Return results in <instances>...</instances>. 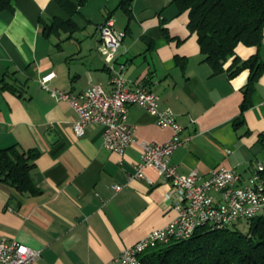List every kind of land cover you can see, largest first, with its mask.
<instances>
[{"label":"crops","instance_id":"0c3cea01","mask_svg":"<svg viewBox=\"0 0 264 264\" xmlns=\"http://www.w3.org/2000/svg\"><path fill=\"white\" fill-rule=\"evenodd\" d=\"M117 2L87 0L72 15L77 28L48 37L39 19L69 17L54 0H16L12 11L0 12V79L14 72L22 88L18 94L0 91V148L16 144L38 151L30 171L35 194L0 182V240L40 249L34 264H121L117 257L125 247L175 214L168 180L150 167L143 169L150 182L128 177L140 159L139 142L161 144L170 127L158 125L143 106L129 105L126 122L136 142L119 155L103 146L99 124L76 135L77 115L67 100L40 86V78L53 72L51 88H109L99 32L109 14L124 32L117 59L126 64V77L147 83L159 95V107L171 108L183 126L182 142L169 158L178 172L196 169L204 178L226 166L244 181L264 163V72L241 109L249 69L230 77L231 57L223 71L213 72L186 27L187 11L178 12L169 0H133L129 14ZM255 54L264 61V38L258 46L235 47L242 60ZM50 129L58 136L53 142L46 135ZM10 199L18 201L16 209Z\"/></svg>","mask_w":264,"mask_h":264},{"label":"built area","instance_id":"2783aa9c","mask_svg":"<svg viewBox=\"0 0 264 264\" xmlns=\"http://www.w3.org/2000/svg\"><path fill=\"white\" fill-rule=\"evenodd\" d=\"M100 48L105 54L109 73V88L91 84L73 92L51 88L49 80L54 73L43 75L40 86L56 98L67 100L77 118L73 123L76 135H82L90 124L101 126L105 148L123 155L134 142V128L126 122L129 105L143 106L160 126H168L171 136L161 144L139 142L140 159L129 178L142 177L150 182L143 169L150 167L170 183L168 200L175 214L162 227L151 230L133 244L125 247L117 257L121 264H140L139 252L159 243L187 239L202 226L224 228L240 220H249L264 213V163L259 162L251 174L242 180L232 167L218 166L201 178L196 169L180 173L169 160L173 150L182 142L183 126L176 120L171 108L159 107V95L145 82L126 77V64L117 59L124 32L116 30L114 18L109 16L99 26ZM119 190L121 185L114 184ZM40 249L32 248L15 239L1 238L0 264H34Z\"/></svg>","mask_w":264,"mask_h":264},{"label":"trees","instance_id":"16d2710c","mask_svg":"<svg viewBox=\"0 0 264 264\" xmlns=\"http://www.w3.org/2000/svg\"><path fill=\"white\" fill-rule=\"evenodd\" d=\"M15 1L0 0V12L12 11ZM54 1L69 17L54 16L48 22L39 19L46 37L61 31L71 33L77 28L72 15L87 0ZM132 1L119 0L117 8L130 14ZM169 1L178 12H188L186 27L195 33L203 60L211 65L213 72L223 71L231 57L227 67L230 77L249 69L248 80L241 90V109L247 107L255 82L264 72V61L256 54L242 60L235 55V47L239 43L253 46L261 43L264 38V0ZM13 73L5 72L0 79V91L7 89L17 94L21 91ZM240 122L235 121V125ZM261 142H264V135ZM37 156V150H22L16 144L0 148V182L13 186L19 193L35 194L37 188L30 179V171ZM242 222L248 224L247 231L240 227ZM139 260L140 264H264V213L224 228L199 227L187 239L159 243L139 252Z\"/></svg>","mask_w":264,"mask_h":264},{"label":"water","instance_id":"95a60500","mask_svg":"<svg viewBox=\"0 0 264 264\" xmlns=\"http://www.w3.org/2000/svg\"><path fill=\"white\" fill-rule=\"evenodd\" d=\"M46 135L50 142H53L57 139L56 137H58L56 132L51 129L46 132ZM8 203L14 209H16L18 206V201L16 199H10Z\"/></svg>","mask_w":264,"mask_h":264},{"label":"rangeland","instance_id":"374dc122","mask_svg":"<svg viewBox=\"0 0 264 264\" xmlns=\"http://www.w3.org/2000/svg\"><path fill=\"white\" fill-rule=\"evenodd\" d=\"M240 227L242 228V230L247 231V229H248V224L242 222V223L240 224Z\"/></svg>","mask_w":264,"mask_h":264}]
</instances>
